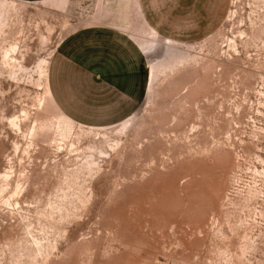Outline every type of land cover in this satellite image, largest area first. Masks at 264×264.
Returning <instances> with one entry per match:
<instances>
[{
    "label": "rangeland",
    "instance_id": "374dc122",
    "mask_svg": "<svg viewBox=\"0 0 264 264\" xmlns=\"http://www.w3.org/2000/svg\"><path fill=\"white\" fill-rule=\"evenodd\" d=\"M136 1L167 51H127ZM75 36L125 95L69 120L40 61ZM0 264H264V0H0Z\"/></svg>",
    "mask_w": 264,
    "mask_h": 264
},
{
    "label": "crops",
    "instance_id": "0c3cea01",
    "mask_svg": "<svg viewBox=\"0 0 264 264\" xmlns=\"http://www.w3.org/2000/svg\"><path fill=\"white\" fill-rule=\"evenodd\" d=\"M25 1H33V0H25ZM155 30L157 31L158 36H161L159 34V31L157 29ZM161 37L170 38L167 35ZM131 38L133 41L128 37L129 39L128 41H130L128 43H130V46L127 51L133 52L132 50L135 47L138 56L140 55L146 56L142 52L141 48H139L138 43L134 40V38L133 37ZM76 39H77L76 36L73 37L70 43L68 44L65 43L55 51L56 53L53 56L52 66L49 72L47 67V86L53 102L55 97L61 110L62 111L64 110V113H67L69 116L72 117L73 116L81 117L82 119L84 117V113H83L84 110L82 109V105L72 103L73 99H75L74 101H78L79 99L82 100L78 95L81 92L80 91L81 88L84 87L85 90H89L88 93L92 95V99L95 101H97L100 97H102L101 95L121 96L125 94L123 87H120L116 82V80L111 81L107 77V75L113 74V76L116 79L118 72H115L117 70V68L115 69V67L120 65L122 62L120 60V55L115 51L108 50L107 54L112 57L113 64L110 72L107 73V71L101 65H97L94 63L96 62V60H94V56H92V54L100 53V51H104V50L101 49L99 50L97 49V47H91V48L83 49L78 53H75L74 45L72 46L69 45L74 43ZM49 80L51 84V89L49 86ZM61 110L59 109V111L62 114H64ZM93 111H94L93 116L99 115L97 109ZM68 119L70 120V118Z\"/></svg>",
    "mask_w": 264,
    "mask_h": 264
},
{
    "label": "bare ground",
    "instance_id": "6f19581e",
    "mask_svg": "<svg viewBox=\"0 0 264 264\" xmlns=\"http://www.w3.org/2000/svg\"><path fill=\"white\" fill-rule=\"evenodd\" d=\"M136 5L138 6L137 18H139V21L137 22V25L134 27L135 34L140 33L142 36H145L146 38L151 39L150 42L138 44L139 48H141L142 52L147 56L148 54L151 53L152 48L155 45V41L157 40L158 34H157V31L152 26H150V24L146 21L138 2L136 3ZM163 41H164V44L166 46V51L168 50V47L172 46V44L174 43V41L171 38H164ZM148 45H149V47H148ZM164 55H166V53ZM40 66H41V76L43 79V97L41 100V104L45 103L46 105L50 106L55 111H58L62 117L67 118L56 107V105L54 104V102L51 98L49 90H48V86H47L48 60L42 59L40 61ZM153 67H154V62L148 60V78H149L148 82L149 83H150V80L152 79V76H153ZM9 120H10L9 123L12 126H17V124L15 123V121H17L15 116L9 117ZM125 122H127V121H125ZM125 122H123V123H125ZM89 128H91V127H89Z\"/></svg>",
    "mask_w": 264,
    "mask_h": 264
}]
</instances>
